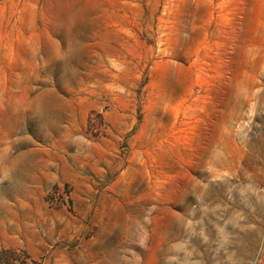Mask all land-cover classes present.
<instances>
[{"label": "rangeland", "instance_id": "374dc122", "mask_svg": "<svg viewBox=\"0 0 264 264\" xmlns=\"http://www.w3.org/2000/svg\"><path fill=\"white\" fill-rule=\"evenodd\" d=\"M0 264H264V0H0Z\"/></svg>", "mask_w": 264, "mask_h": 264}]
</instances>
